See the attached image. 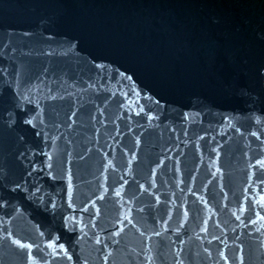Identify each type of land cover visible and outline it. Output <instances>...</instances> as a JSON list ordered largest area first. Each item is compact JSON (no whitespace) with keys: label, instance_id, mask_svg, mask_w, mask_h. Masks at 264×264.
Instances as JSON below:
<instances>
[{"label":"water","instance_id":"1","mask_svg":"<svg viewBox=\"0 0 264 264\" xmlns=\"http://www.w3.org/2000/svg\"><path fill=\"white\" fill-rule=\"evenodd\" d=\"M261 71L264 0H0V264H264Z\"/></svg>","mask_w":264,"mask_h":264},{"label":"snow or ice","instance_id":"2","mask_svg":"<svg viewBox=\"0 0 264 264\" xmlns=\"http://www.w3.org/2000/svg\"><path fill=\"white\" fill-rule=\"evenodd\" d=\"M97 67H103V66L102 65H97ZM260 74H261V77L264 78V71H261ZM119 75L121 77H123V78L128 79V80L132 79L131 76H126V74L124 72H120ZM18 95H19V93H18ZM53 98H55V97H53ZM24 99L27 100L28 103L32 102L29 97H24ZM16 107H20L19 103L16 104ZM143 111H144V109L141 108V112H143ZM37 115H40V113H37ZM72 115L75 116L76 113L74 112V113H72ZM35 119H36V117H33L31 119H26L24 121V123H26L28 125H32L34 127L35 126L34 125V120ZM148 119L152 120V119H154V117L149 115ZM40 122L43 123L42 120ZM12 123H13L12 113L9 112L8 120L5 121V124H8L9 126H11ZM251 135L254 136V137H257V139H259V137L257 136L256 132H252ZM45 155H48V154L45 153ZM49 159H50V157H49ZM256 164L259 165L261 169H264V159H258L256 161ZM47 167L51 168L52 167L51 163H48ZM253 167H255V166H253ZM217 171H219V169H217ZM29 175H31V173H29ZM120 179L123 180V177H121ZM260 182L264 183V180H261ZM17 187H19V185H17ZM143 187L144 186L141 185V188H143ZM67 188H68V200H69V205L68 206L71 208L73 206L72 202H71L72 201V195L71 194H72V190H73L71 173H69V175H68ZM115 194H116V196H120V192H118V191ZM103 198H104L103 196L99 197V199H103ZM261 200L264 201V197H261ZM93 206H94V204H93ZM0 207H5V204H0ZM52 207L56 208V204L53 203ZM81 211L87 212L88 209H87V207H85V208L81 209ZM98 211L99 210H97V213H98ZM186 214L187 213H185V215ZM257 215H259V213H257ZM260 218L264 219V217H260ZM236 219L239 220L240 217L237 216ZM81 222L82 221L78 220L75 216H68V217L64 218L65 228L69 232H75L77 230V226ZM252 223H255V221H252ZM85 226H87V225H85ZM93 226H95V225H93ZM79 231H80V233L82 235H87L86 233H84L83 228H80ZM116 235H119V232H117ZM156 235H159V233H156ZM10 236H11V233H9V237ZM40 236L41 237L45 236V233L44 232H40ZM59 241H60V236L59 235H55V236H52L47 241V243L44 244L43 247H41L39 244L34 245L32 243H22L21 240H19V239H13L12 243L14 245L18 246L22 250H25V249L27 250V256H28L29 264H52V260H55V259L59 258L61 253L63 254V256L65 258H67L69 261H71L72 260V256L68 255V249H67L65 243H60ZM96 242L100 243L99 238L96 239ZM34 247L38 250V254H34L33 253V248ZM221 255L223 256L224 253H221ZM49 257H51V260L49 259ZM225 260H227V257H225ZM241 264H243L242 258H241Z\"/></svg>","mask_w":264,"mask_h":264}]
</instances>
